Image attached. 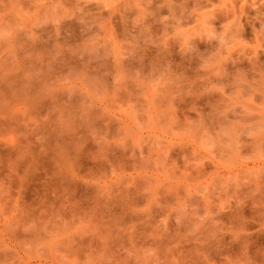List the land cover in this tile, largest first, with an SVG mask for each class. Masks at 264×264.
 <instances>
[{"label": "rangeland", "instance_id": "rangeland-1", "mask_svg": "<svg viewBox=\"0 0 264 264\" xmlns=\"http://www.w3.org/2000/svg\"><path fill=\"white\" fill-rule=\"evenodd\" d=\"M195 1L0 0V264H264V0Z\"/></svg>", "mask_w": 264, "mask_h": 264}, {"label": "bare ground", "instance_id": "bare-ground-1", "mask_svg": "<svg viewBox=\"0 0 264 264\" xmlns=\"http://www.w3.org/2000/svg\"><path fill=\"white\" fill-rule=\"evenodd\" d=\"M166 1H167V0H166ZM197 1H198V0H196L195 2H197ZM199 1H200L199 4L202 3L201 1L204 2V3H202V4H205L206 2H207V3L209 2V0H205V1H204V0H199ZM253 1H254V0H253ZM258 1H260V0H258ZM258 1L255 0L253 3H256L257 5H259L260 3H259ZM261 1H262V0H261ZM258 3H259V4H258ZM196 4H198V3H196ZM165 5H166V4H165ZM168 5H169V4H168ZM200 5H201V4H200ZM201 6H202V5H201ZM244 6H245V5H244ZM261 7H262V6H261ZM215 13H216V12H215ZM79 25H80V24H79ZM79 33H80V32H79ZM55 42H57V41H55ZM62 62H63V61H62ZM1 79H3V78H1ZM5 80H6V79H5ZM2 82H3V81H2ZM0 83H1V82H0ZM6 83H7V82H6ZM1 84H2V83H1ZM8 85H9V84H8ZM0 86H1V85H0ZM2 86H3V85H2ZM2 86H1V87H2ZM1 87H0V88H1ZM7 88H8V87H7ZM7 88H6V89H7ZM9 88H10V86H9ZM6 89H5V90H6ZM0 90H3V89H0ZM8 90H9V89H8ZM8 90H7V93H8V94L10 93L9 95L14 96L13 94H11V91H10L11 89H10L9 91H8ZM2 92H3V91H2ZM3 93H5V91H4ZM7 93H6V95H7ZM11 98H12V97H11ZM28 99H29V98L27 97L26 100H28ZM30 101H32V100H30V99L28 100L29 104H31ZM32 102H33V101H32ZM32 104H33V103H32ZM17 152H18V151H17ZM15 155H16V153H15ZM17 156H18V154H17ZM196 169H197V168H196ZM26 170H27V169L25 168V171H24V172H26ZM28 170H29V168H28ZM28 170H27V171H28ZM26 174H27V173H26ZM66 183H67V182H66ZM67 184H68V183H67ZM67 186H69V185H67ZM72 186H73V185H72ZM72 186H71V187H72ZM45 189H46V188H45ZM64 189H65V188H64ZM42 190H43V189H42ZM69 190H70V189H69ZM69 190H68V191H69ZM65 191H66V189H65ZM72 192H73V191H72ZM41 194H43V193H41ZM41 196H42V195H41ZM107 196H108V195H107ZM41 201H42V200H41ZM43 201H44V199H43ZM39 202H40V201H39ZM109 203H110V202H109ZM46 204H47V203H46ZM42 205H43V204H42ZM49 205H50V204H49ZM95 207H96V206H95ZM103 207H104V206H103ZM50 208H51V205H50ZM93 209H94V208H93ZM83 212H84V211H83ZM84 213H85V212H84ZM105 217H106V215H105Z\"/></svg>", "mask_w": 264, "mask_h": 264}]
</instances>
